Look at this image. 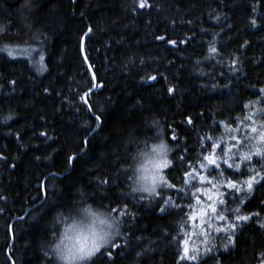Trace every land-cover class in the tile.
Wrapping results in <instances>:
<instances>
[{
  "label": "trees",
  "instance_id": "16d2710c",
  "mask_svg": "<svg viewBox=\"0 0 264 264\" xmlns=\"http://www.w3.org/2000/svg\"><path fill=\"white\" fill-rule=\"evenodd\" d=\"M0 29V49L39 46L47 67L0 51V264H56L49 245L89 210L123 218L89 264L264 262V156L246 139L264 129V0H0ZM161 139L173 185L217 149L243 186L216 215L249 219L196 259L181 248L194 193L132 191Z\"/></svg>",
  "mask_w": 264,
  "mask_h": 264
},
{
  "label": "rangeland",
  "instance_id": "374dc122",
  "mask_svg": "<svg viewBox=\"0 0 264 264\" xmlns=\"http://www.w3.org/2000/svg\"><path fill=\"white\" fill-rule=\"evenodd\" d=\"M6 47L8 50L12 52V55L10 56L18 57V56H25L24 54H28L29 57H32L31 62L33 63L32 65L35 67L36 70H38L39 72L40 70L41 72L44 71L43 69L46 70L47 68L46 67V53L42 49L41 51H38L39 46H25V45L4 46V48ZM8 54H9V51H8ZM41 56H43L42 60H41ZM262 132H264V129ZM251 135L255 136L254 133H252ZM256 140L257 142L254 143L252 147L261 146L260 143H258V136H256ZM230 141L231 139L227 141V144L225 147L226 155L224 157V161L226 160L227 164H228V159H229L227 158V154L231 152L227 150L228 149L233 150V146H229ZM137 144H139L138 141L136 142V145ZM151 144H148L147 146L150 145L152 147ZM156 144L158 145L160 143L157 142ZM245 150H247L246 147H245ZM148 152H149V149L145 151L144 153H148ZM217 152H218L217 149H213V151L209 155H206V156L211 155L213 159H215L217 163L220 164L217 160L218 159ZM143 154L140 156V159L136 163L135 177H137L139 173L141 172L140 169L142 165H145L151 168V165L148 163V160L150 157H146ZM151 154L152 153H150V155ZM232 155H235L236 158H238V156L241 155V150L234 151ZM166 159L169 161V154H166ZM237 162L239 164L241 161L239 160ZM201 164H203L204 167H201ZM213 166L215 165L209 164L208 161H206L204 158L201 159L197 163L192 164L189 170L187 171V173H192V176L185 175L179 182H177V185H173L170 182L169 176H167L166 171H165L166 168H163L161 170V175L165 177L167 184L173 185V187H168L163 183L162 184L158 183L156 185V193H158V195L159 194L161 195L162 190H167V191H164L166 193L164 196H168V197H165L167 201L170 199L173 201H176L175 199H177V196H178L177 194H179V191L181 192V195L189 191H191L195 195L194 202L193 204L191 203L190 205L188 217L185 223H183V238H182V246H181L182 258L192 259L193 256L195 257V259L198 258V256L201 255V253L205 252L209 248L210 240L214 238L215 235H217L218 233L220 234L222 231L223 237L228 238L230 233H232V230L234 229L231 226L232 225L236 226V222L240 221L237 219L236 222L232 223L230 222V219L225 218L221 220L219 219V216L216 215L218 208L222 204L220 203V201H223V202L225 201V192H227L229 189H234V188H231L228 186V180H226L224 176L221 177L220 173L223 172V170H221L220 168H218L219 170H216L215 172L216 175L214 177L210 176L209 171ZM193 169H195V172L193 171ZM196 173H199V175L204 176L205 180L201 181L196 176ZM209 180L211 181V183H208ZM254 180H252V187L254 186ZM229 181L237 185V187L240 188L239 191H242V187H243L242 185L232 180H229ZM134 182L135 184L133 185L132 191L140 194V196H144V199L148 198L146 196L147 194L146 192L134 191V188L137 186L135 179H134ZM213 185H215V187H213ZM246 187H247V184H246ZM170 191H174V192L170 194ZM156 193H153V196L157 195ZM212 207L216 208L215 215H214V212H212L211 210ZM220 212L221 214L222 213L225 214V211L223 208L221 209ZM93 213L95 215H92ZM122 219L123 218L119 217V215H115L111 213L106 214V213H100L98 211L96 212L93 210H89V211L83 212L82 215L78 216L76 219H73V222L67 224L65 226L64 231L66 232L68 229H76L77 231L81 232L84 235H88L89 231L101 232L103 230L107 232L109 231V229L107 228L108 223H110L112 220H115V222L118 225L120 224V227H121V224H123L121 221ZM101 220H107L108 223L102 224L100 222ZM217 229H219V231ZM63 235L61 236V238H63ZM119 235L120 234H118L117 236ZM114 238H115V235L113 236L112 240H110L109 244L111 243L112 245L116 244L115 242L116 239ZM185 249H187V252L185 251Z\"/></svg>",
  "mask_w": 264,
  "mask_h": 264
},
{
  "label": "snow or ice",
  "instance_id": "6c2138e0",
  "mask_svg": "<svg viewBox=\"0 0 264 264\" xmlns=\"http://www.w3.org/2000/svg\"><path fill=\"white\" fill-rule=\"evenodd\" d=\"M143 6V5H141ZM254 23V22H253ZM0 31H3V29H0ZM4 50H8L7 47L5 49H0V51H4ZM9 51V55H12V52L10 50ZM213 52H215L216 50L213 48L212 49ZM43 59V56H41V60ZM153 79H155L153 77ZM264 91V90H262ZM97 119H99V117H97ZM247 119H251V117H247ZM190 122V121H189ZM251 132L252 133H256L257 132V128L256 127H251ZM173 139H175V137H173ZM233 139H235V137H233ZM246 139L248 140H252V139H256V137H251L248 136L246 137ZM258 143H260V147H255V152L254 154L257 156H264V132H260L258 134ZM239 145V141H237V145H235L236 147H238ZM218 145H213V148L217 147ZM227 151H231V149H228ZM166 153H167V148L165 145L163 144H158L156 146H154L152 148V154H148V153H144L143 155H145L146 157H150L148 160V163L151 165V168L142 165L141 166V180L146 181L145 187L143 190L145 191H150L153 193H156V185L158 183H163L168 187H173V185H169L167 184V181L165 180V177L163 175H161V170L163 168H167L169 166V164L171 163L170 161H168L166 159ZM204 159L206 161H208L209 164L211 165H215L216 168H219V164L217 163V161L215 159H213V157L210 156H206L204 157ZM242 159H246V160H251L252 156L251 155H245L242 157ZM225 163H227V161L225 160ZM201 167H204L203 164H201ZM229 168H233L234 165L233 164H229L228 165ZM235 169L236 171H239V165H235ZM193 171L195 172V169H193ZM186 175L188 176H192V173H186ZM221 176H223V172L220 173ZM196 176L201 180L204 181L205 177L199 175V173H196ZM253 180L255 179V177L252 178ZM208 183H211V181L209 180ZM247 184V189L249 191H251L252 189V180L246 181L245 182ZM150 185V187L148 186ZM228 186L231 188H234L235 190L239 191L240 188L237 187V185L233 184L231 181H228ZM213 187H215V185H213ZM158 195V193H156ZM220 203H223V201H220ZM211 207V205H210ZM212 212H216V208L212 207ZM161 211H163V209H161ZM238 211V210H237ZM92 215H95L94 213ZM258 215V214H257ZM238 220H248L249 218L246 216H237L236 217ZM219 219L223 220L225 219L224 216H219ZM102 224H107L108 221L107 220H101L100 221ZM231 227L235 228V225H232ZM219 231V229H217ZM102 234H98L97 235V239L93 240L91 248L88 250L89 252V256H90V260H92L93 257L96 256L97 253H100L101 248L105 247L106 245H108L110 242L105 243V244H101L98 243L99 240H104L105 237L107 235H109L110 233L105 232V231H101ZM185 251L187 252V249H185ZM192 259H195V257L193 256Z\"/></svg>",
  "mask_w": 264,
  "mask_h": 264
},
{
  "label": "clouds",
  "instance_id": "9594fccd",
  "mask_svg": "<svg viewBox=\"0 0 264 264\" xmlns=\"http://www.w3.org/2000/svg\"><path fill=\"white\" fill-rule=\"evenodd\" d=\"M167 148V153L170 154L171 147L167 145V142L163 139L159 142ZM142 173L140 172L137 177H135L137 186L134 191L153 193L150 191L143 190L146 181L141 180ZM150 187V185H148ZM119 225L112 220L107 224V228L110 233L105 237L104 240H99L98 243L105 244L110 242L111 238L117 234V229ZM102 234V232L89 231L88 235H84L76 229H68L63 238L57 236L56 241L49 245L50 254L54 257L56 264H89L90 256L88 250L91 248L93 240L97 239V235ZM58 241V242H57Z\"/></svg>",
  "mask_w": 264,
  "mask_h": 264
},
{
  "label": "bare ground",
  "instance_id": "6f19581e",
  "mask_svg": "<svg viewBox=\"0 0 264 264\" xmlns=\"http://www.w3.org/2000/svg\"><path fill=\"white\" fill-rule=\"evenodd\" d=\"M86 35H87V34H86ZM83 37H84V36H83ZM84 41H85V38H84V40L82 39V48H83V53H84V55H85V51H84ZM85 57H86V55H85ZM88 92H90V90L84 93V100H85V102H86V103L88 104V106H89V102H88V99H87V94H88ZM12 264H15L14 261L12 262Z\"/></svg>",
  "mask_w": 264,
  "mask_h": 264
},
{
  "label": "water",
  "instance_id": "95a60500",
  "mask_svg": "<svg viewBox=\"0 0 264 264\" xmlns=\"http://www.w3.org/2000/svg\"><path fill=\"white\" fill-rule=\"evenodd\" d=\"M90 31V28L88 29V31L84 34V37H83V40H84V38L86 37V34L88 33ZM96 87V83H95V85L93 86V88H91L90 89V91H92L94 88ZM96 129V128H95ZM95 129H93L92 131H91V133L95 130ZM74 158V156L72 157V159ZM45 182V181H44ZM44 182L42 183V186L44 187Z\"/></svg>",
  "mask_w": 264,
  "mask_h": 264
}]
</instances>
